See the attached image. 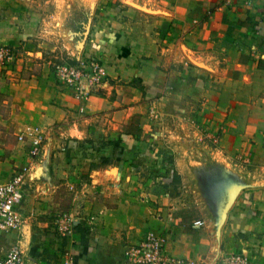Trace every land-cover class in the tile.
<instances>
[{
    "label": "crops",
    "instance_id": "0c3cea01",
    "mask_svg": "<svg viewBox=\"0 0 264 264\" xmlns=\"http://www.w3.org/2000/svg\"><path fill=\"white\" fill-rule=\"evenodd\" d=\"M58 29L71 56L102 59L108 90L83 102L57 85L47 57ZM7 45L35 57L25 78L0 83V184L29 160L18 134L35 125L46 131L19 208L23 223L68 184L74 212L92 229L85 241H66L76 264H133L124 251L150 230L163 232L167 252L185 264H228L235 253L264 264V0H0V46ZM171 84L183 96L185 150L211 152L209 162L234 179L221 226L191 228L182 212L167 219L174 201L128 187L135 165L124 157L141 152L145 133L136 125ZM25 225L0 236V256L27 239Z\"/></svg>",
    "mask_w": 264,
    "mask_h": 264
},
{
    "label": "rangeland",
    "instance_id": "374dc122",
    "mask_svg": "<svg viewBox=\"0 0 264 264\" xmlns=\"http://www.w3.org/2000/svg\"><path fill=\"white\" fill-rule=\"evenodd\" d=\"M50 15L51 13L48 11V16ZM85 17L87 15L83 13L77 15V19L81 21L85 20ZM62 34L61 31L59 34L54 32V55L48 54L47 57L51 61V71L55 76L57 85L59 83L55 74L56 64L78 61L86 57L102 61L100 57L94 55L83 54L80 55L79 59L71 56L66 51ZM82 42L85 41L82 40ZM3 48L10 49L12 53L11 57L7 56L0 59V83L19 82L25 78V63L33 55L27 53L23 47L0 46V49ZM33 62L35 63V59ZM106 81L105 87L101 89L102 92L108 90L111 84L108 72ZM59 86L62 90H66L75 96L71 87ZM75 97L83 102L88 100L87 98ZM183 109V96L179 94V89L172 84L167 93L159 95L153 100L146 114V119L139 120V124L136 125L140 133L145 131L144 134L141 133L142 135L137 137L142 141V147L139 150L141 152H129L127 157H124L127 159L126 161H130V166L135 165L128 170L130 175L134 177L133 180L136 184L133 185V182L130 185V183L128 187L140 189L146 194L154 192L164 195L169 201H174L173 204H167L170 208L166 215L167 219H174L178 212H182L183 222L191 228H198L195 226V222L198 220L203 222L199 227L212 223H221V226L232 202L230 194L231 188L234 186V179L223 166L219 164L215 166L216 164L212 165L209 162L208 156L211 155V152L185 150L187 147L183 144ZM80 112L82 111L80 110ZM41 130L45 146L46 131L43 127ZM143 135L144 137L141 138ZM205 139L208 141V138ZM91 143L87 147L101 150L102 144L100 142ZM28 144L30 150V143ZM98 155L99 153L94 151L91 157L97 160ZM201 160L208 161V164L201 163ZM194 161L200 162L192 164ZM31 162V157H29L27 163ZM188 163H190L188 168L183 167L181 169L179 167V165L186 166ZM185 175L187 178L183 179ZM75 194V187L68 184L59 185L51 194V198L47 200L49 204L34 211L36 214L33 216V223L22 222L21 228L26 224L24 231L28 235L27 239L16 238L15 241L20 242L29 260L37 264H62V258L67 254L71 255V252L65 247L68 239L76 235H80L83 241L88 239L86 235L91 233L92 229L85 222L86 219L81 216L80 210L74 212L76 207L74 204ZM155 202L161 206H166L162 201L157 200ZM175 203L179 204L180 208L174 209Z\"/></svg>",
    "mask_w": 264,
    "mask_h": 264
},
{
    "label": "built area",
    "instance_id": "2783aa9c",
    "mask_svg": "<svg viewBox=\"0 0 264 264\" xmlns=\"http://www.w3.org/2000/svg\"><path fill=\"white\" fill-rule=\"evenodd\" d=\"M10 49H0V59L11 55ZM11 57V56H10ZM55 74L59 85L72 88L74 95L80 99H89L100 93L107 83L104 62L86 57L78 61H66L55 65ZM84 109L81 107L80 109ZM19 140L30 143L29 157L31 163H26L15 169L10 180L0 184V236L17 231L22 227L19 215L27 187L34 178L32 164L37 161L44 150V139L39 125L30 126L18 134ZM198 220L195 226L202 225ZM125 259L133 264H185L183 258L168 253L166 236L163 232L150 230L137 243L129 244L125 249ZM246 254L235 253L229 256L228 264H249ZM0 264H37L29 260L20 244L12 243L4 256H0ZM64 264H76L73 255L67 254Z\"/></svg>",
    "mask_w": 264,
    "mask_h": 264
}]
</instances>
